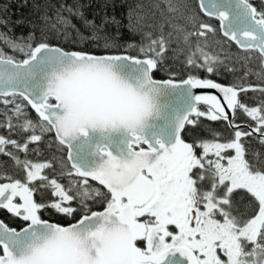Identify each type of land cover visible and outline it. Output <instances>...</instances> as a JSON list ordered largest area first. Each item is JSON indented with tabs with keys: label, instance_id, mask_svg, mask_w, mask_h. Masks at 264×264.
Instances as JSON below:
<instances>
[{
	"label": "snow or ice",
	"instance_id": "1",
	"mask_svg": "<svg viewBox=\"0 0 264 264\" xmlns=\"http://www.w3.org/2000/svg\"><path fill=\"white\" fill-rule=\"evenodd\" d=\"M84 7L36 4L39 23L19 36L0 9V210L23 222L0 220V264H264V0L136 4L127 27L140 41L123 46L135 56L108 51L116 18L97 24ZM181 56L184 79L155 78ZM221 68L241 75L222 85L210 78ZM41 144L50 159L31 158Z\"/></svg>",
	"mask_w": 264,
	"mask_h": 264
},
{
	"label": "trees",
	"instance_id": "2",
	"mask_svg": "<svg viewBox=\"0 0 264 264\" xmlns=\"http://www.w3.org/2000/svg\"><path fill=\"white\" fill-rule=\"evenodd\" d=\"M50 3L53 5H59L62 0H0V9H3L4 7H7V13L5 15L11 22L12 27V33L17 36L19 35H26L29 31L33 30V25L29 24L28 21H34L35 23H39V21L36 19L38 13H35L34 6L36 4H45ZM70 3L71 0H68ZM81 2L85 5L84 12L85 15L89 19L95 18V22L99 24L101 22V17L107 13L109 17H115L116 21L118 23L116 24H108L105 26V33L114 41V43L118 46L113 49H110L108 51H111L113 54H128V55H137V51L132 48H128L125 50L124 45L127 44H138L140 41V36L137 34H134L133 32H130L127 25H128V12L130 7H135L136 4H142L145 6V10L151 9V4L155 3L156 0H81ZM189 2H194V0H189ZM252 3L259 7L261 5L260 0H252ZM157 13V17H158ZM201 19L213 25L214 27H217L218 29V23L215 20L205 18L201 16ZM21 21L20 24L14 23L15 21ZM73 22L77 25V27L80 28L81 32L85 35H90V32L88 29L84 28L80 21L73 19ZM5 31L7 29H4ZM37 35H39V32L37 31ZM74 38V34H73ZM221 39H223L221 37ZM48 42L52 45H59L65 49H76L81 51H87V52H95L97 54H100L101 52H104L103 49V41H92L88 40L85 41L83 44L80 43H73L72 40L64 41L62 38H55V37H49ZM97 45H100V47H97ZM225 46H222L224 49H227L233 57L239 52V50L236 48L235 45H229L228 43H225ZM175 47V45H173ZM7 51V49H5ZM219 51V49H217ZM221 58H223V53H220ZM183 59V56L180 57L179 60H166L165 63V70L164 71H158L154 73L155 78L157 79H166L168 77V73H175L174 79L176 81H181L186 77L188 74V69L184 67V65L180 62V60ZM228 61H226L227 63ZM255 67V65H252ZM196 75L199 77H206L208 74L203 71L196 72ZM234 75L239 76L241 75L240 72H237L235 74L226 72L223 70V68L220 69L219 75H212L210 78L213 79L216 82H219L223 85H229L234 82ZM249 81L252 83H257L255 77H249ZM242 99H244L249 105H254L258 102V94L254 93H248L247 97H244L243 94L241 96ZM201 123L204 125L211 124L213 127L217 128L218 130L222 132H226V129L222 127V122H210L205 120L204 118H200ZM245 117L239 116V120H243ZM198 131V130H197ZM200 135H203L201 132ZM184 138L188 141L192 139V135H185ZM253 146L258 149L259 145L253 142ZM260 150L264 151V149ZM39 199V197H37ZM54 222H66L64 217L55 216ZM57 219L59 221H57Z\"/></svg>",
	"mask_w": 264,
	"mask_h": 264
},
{
	"label": "flooded vegetation",
	"instance_id": "3",
	"mask_svg": "<svg viewBox=\"0 0 264 264\" xmlns=\"http://www.w3.org/2000/svg\"><path fill=\"white\" fill-rule=\"evenodd\" d=\"M260 2L262 3V0H260ZM0 107H3V106L0 105ZM32 115H33V117L35 116L34 113H32ZM3 133H4V130L0 129V134H3ZM260 148H261V146L259 145L258 149H260ZM41 152H42V155H40L39 157H37L35 154H33V156L31 158L32 159H38V160H41V161H43L45 159H50L51 158V153L55 152V149L54 148L48 149L46 145L41 144ZM57 155H60V153H57ZM0 161H7V164H11V161H9L7 157L0 156ZM9 170H11V169H9ZM93 184H95V182H93ZM93 208H94V210H100L102 208V206L93 205ZM55 216H58V215L56 213L52 212L51 210H49V211H46L44 213L43 218L47 219V220H49L51 222H54L53 220L56 219ZM0 220H3L10 227L17 228L18 230L23 226V222L22 221L11 217L4 210H0ZM57 221H59V220L57 219ZM63 221H66V222H59V223L67 225L68 223L71 222L70 219H67V218H65V220H63ZM56 223H58V222H56Z\"/></svg>",
	"mask_w": 264,
	"mask_h": 264
},
{
	"label": "water",
	"instance_id": "4",
	"mask_svg": "<svg viewBox=\"0 0 264 264\" xmlns=\"http://www.w3.org/2000/svg\"><path fill=\"white\" fill-rule=\"evenodd\" d=\"M206 18H208V17H206ZM213 20H215V19H213ZM216 21H217V20H216ZM217 22H218V21H217ZM218 23H219V22H218ZM176 82H179V81H176ZM194 92H195L196 94H201V93H206V92H212V93H214L215 90H212V89H195Z\"/></svg>",
	"mask_w": 264,
	"mask_h": 264
},
{
	"label": "rangeland",
	"instance_id": "5",
	"mask_svg": "<svg viewBox=\"0 0 264 264\" xmlns=\"http://www.w3.org/2000/svg\"><path fill=\"white\" fill-rule=\"evenodd\" d=\"M222 46H225L226 47L225 43H223Z\"/></svg>",
	"mask_w": 264,
	"mask_h": 264
}]
</instances>
